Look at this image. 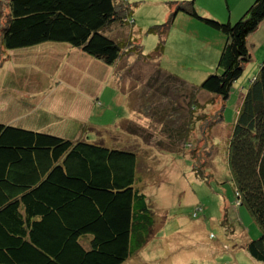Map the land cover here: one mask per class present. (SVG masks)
<instances>
[{"label":"trees","instance_id":"trees-1","mask_svg":"<svg viewBox=\"0 0 264 264\" xmlns=\"http://www.w3.org/2000/svg\"><path fill=\"white\" fill-rule=\"evenodd\" d=\"M194 2L167 1L175 10L163 23L146 29L157 42L153 53L145 54L132 38L137 2L0 0V66L9 58L6 50L46 42L67 44L108 66L128 56L153 64L147 83L164 79L160 85L163 100L156 98L150 104L147 95L144 109L149 123L144 128L125 123L123 130L144 139L140 133L151 129L163 138L156 141L159 145L168 144L163 148H172L176 142L191 148L190 138L197 148H207L237 86L226 160L235 204L247 210L259 230L258 237L247 240L245 249L264 264V58L252 78L243 79L252 56L248 39L264 20V0H253L236 19L223 21L201 14ZM179 12L220 36L216 71L198 84L159 65ZM171 83H177L174 92ZM208 102L216 112L210 116ZM157 117L173 122L157 123ZM199 126L205 128L197 132ZM138 160L131 148L0 122V264H122L144 247L156 227L152 203L137 185L138 173H142ZM204 165L193 169L200 179L207 178ZM202 211L197 207L192 216Z\"/></svg>","mask_w":264,"mask_h":264},{"label":"rangeland","instance_id":"rangeland-1","mask_svg":"<svg viewBox=\"0 0 264 264\" xmlns=\"http://www.w3.org/2000/svg\"><path fill=\"white\" fill-rule=\"evenodd\" d=\"M128 1L137 2L132 12L134 19L132 38L137 39L145 54H151L157 37L147 34L146 29L153 24L166 21L172 10H175V6L169 8L167 4L169 0ZM194 3L201 14L216 18L212 13L216 14V7L220 4L224 5V0H195ZM127 32L129 28H126ZM123 34L125 35V32ZM219 37L216 30L179 12L169 31L164 54L160 56L161 58L156 56L160 58L159 65L165 71L179 77L186 75L191 79L186 81L198 84L207 74L216 71L220 53ZM252 41L253 49L249 45L252 50L251 60L243 72V79L247 80L252 78L254 72L256 73L258 64L264 58V53L259 48V45L264 46V33L260 36L258 32ZM6 54L13 55L10 50H6ZM130 64L133 65L132 72L129 73L130 80L124 77L126 70L117 73L119 78L121 76L125 78V82L124 79L122 82L124 89L126 85L127 88L131 87L130 94L151 93L154 102L163 100L161 97L163 88L160 85H163L161 83L164 79L158 78L156 84L149 83L150 85L146 81L148 75L152 76L154 65L150 63L147 66L142 59L133 57ZM192 65H195V68L189 72L188 68ZM40 71L44 72L43 69ZM204 73L206 74L203 75ZM117 76L115 81L118 79ZM46 78L48 81L51 80L49 75ZM171 84L170 88L175 89L172 92L176 91L177 83ZM115 85L117 82L110 81L107 91ZM234 88L237 89V86ZM234 88L232 96L234 95L235 98L225 103L223 120L217 125L216 130L211 132L212 136L210 135L207 148H197L198 145L192 138L188 143L192 142L191 148L190 145L187 147L185 143L182 145L180 142H176L172 148H163L161 145L168 144L163 140L164 143L159 145L156 141L163 138L155 131L149 129L140 133L143 134L144 139H139L123 130L125 122L121 124L117 121L111 126L88 131V137L83 138L97 143H100L98 139H102L103 144L109 147L131 148L139 156L138 170L142 173H138L137 185L152 203L156 214V227L144 247L129 256L122 264H263L251 258L245 249L247 240L258 237L259 230L247 210L235 204L234 189L226 160V138L236 117L235 99L239 95ZM126 101L130 108L131 100L126 99ZM158 103L162 104V102ZM209 104L210 102L207 105L210 116L216 112L213 105ZM121 108L119 115L126 114L129 116L128 120L134 122L135 126L145 127L141 124L144 121L143 117L149 120L148 113L142 110L143 117L129 115L131 109H125V106ZM116 109L119 107L115 104L108 113H115ZM182 110L184 112L185 108ZM119 119L123 120V117ZM170 120L165 117L155 119L157 123L173 122ZM200 128L199 126L197 132ZM203 128L205 126L201 129ZM194 153L196 156L191 157ZM201 163H205L206 179H200L193 170L195 165L198 167ZM197 207H202L203 211L196 217L192 216Z\"/></svg>","mask_w":264,"mask_h":264},{"label":"crops","instance_id":"crops-1","mask_svg":"<svg viewBox=\"0 0 264 264\" xmlns=\"http://www.w3.org/2000/svg\"><path fill=\"white\" fill-rule=\"evenodd\" d=\"M252 1L224 0V5L219 3L216 14H212L222 21L227 18L234 20ZM258 32L260 36L264 33V20L248 39V45L252 49L254 46V43H251L252 38ZM259 48L264 53V46L259 45ZM250 51L252 55V50ZM12 54L0 66L1 123L76 140L88 137V131L111 126L115 121L134 123L128 120V115H119L123 106L125 109L136 111L132 113L129 110L131 112L129 115L141 116V111H145V101L155 103L151 93L148 94L151 97L148 96L145 100L147 95L130 94L131 87L127 88L126 85L124 89L123 79L124 82V77L130 80L129 73L132 72L131 56L108 66L77 48L53 42L18 49L12 51ZM41 69L44 72L40 71ZM120 70H126L124 77L117 76ZM48 75L51 77L49 81L46 78ZM149 78L148 75L146 81ZM183 78L190 80L185 76ZM112 80L117 82V85L107 91V85ZM126 99L131 100L130 108ZM115 104L119 109L109 114V109ZM120 117H123V120H120ZM143 118L141 125H147L145 122L148 120ZM102 141L104 140L98 139L101 144Z\"/></svg>","mask_w":264,"mask_h":264}]
</instances>
